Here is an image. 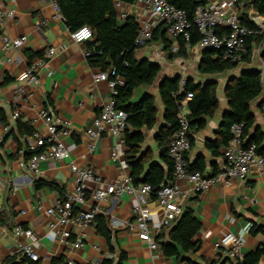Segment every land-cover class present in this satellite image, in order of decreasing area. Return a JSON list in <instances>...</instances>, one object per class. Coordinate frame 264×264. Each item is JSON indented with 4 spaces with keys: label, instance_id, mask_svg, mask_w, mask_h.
<instances>
[{
    "label": "crops",
    "instance_id": "0c3cea01",
    "mask_svg": "<svg viewBox=\"0 0 264 264\" xmlns=\"http://www.w3.org/2000/svg\"><path fill=\"white\" fill-rule=\"evenodd\" d=\"M53 1L0 0V10L12 11L14 14L12 18L0 20V264L8 258L16 257L18 261L21 257L19 243L28 239L14 233V228L18 225L32 228L37 234V264H63L68 260H74L75 264H88L94 259L108 258L117 263L122 254H125L122 264H188L186 261H178L176 257L165 255L160 248L151 250L145 241L140 240L137 234L129 229L115 230L111 242L108 243L106 238L97 232L95 224L82 226L71 222L59 225L55 230L51 228L50 224L56 221L57 217L48 215L45 210L74 192L75 181L70 168L73 160L80 167L91 166L104 179L112 180L124 174L118 161L111 156L114 137H100L96 141L94 151L88 145L85 130L93 125L111 91L106 81L94 80V75L101 69L89 64L85 54L88 42L79 43L72 38L66 21L55 16ZM254 12L253 8L247 11L246 19L250 23L248 16ZM119 22L123 21L119 19ZM2 35L11 38L27 36V41L22 48L4 50ZM51 46L56 47L57 53L49 60L47 68L42 70L40 83L37 86L28 84L26 70L30 60L41 57L37 53L43 55ZM251 46V62L248 65L242 62L238 70L246 66L261 70L264 84V47L254 41ZM202 51L203 49L196 45L186 46V54H180V45L174 52L171 47L166 49L160 41H153L139 48L137 57L158 62L162 71L157 86H141L135 91L132 101L138 102L146 93L154 96L157 125L144 131L145 142L142 149L151 153L152 163H159L167 169L168 165L162 158L157 143L158 132L165 123V106L159 93L158 82L162 78L177 75L192 77L197 83L216 79L219 82V107L214 115L207 119L206 126L193 134L192 149L188 153V165L203 164L204 171L200 172L212 175L223 169L226 164L224 147L220 149L222 154L215 156L208 149L206 142L216 138L224 113L229 109V102L224 94L226 81L239 71L226 72L228 74L225 80L214 78L216 75L201 74L198 65ZM258 52L259 58L255 59ZM194 62L197 63V68L195 72H191L190 68ZM220 75L222 74H218L219 77ZM6 78L11 80L4 83ZM20 85L26 86V94L17 104L20 116L14 118L16 107L13 95ZM263 98L264 90L260 97L251 102V109L256 127L264 133V112L260 108ZM40 106L66 119L70 123L71 133L63 138L69 155L63 160L42 161L39 164L40 174L36 175L20 166L23 158L21 143L25 137L19 135L17 123L21 119L29 122L34 129L45 132L44 123L38 116ZM36 179H42L46 183L36 189ZM174 181L173 176L170 183ZM180 183L184 188L188 187L185 182ZM38 204L43 205L42 210L37 208ZM135 204V198L124 193L118 198L104 202L101 214L108 217V220L111 215L133 219ZM148 206L152 212L151 231L157 238L163 229L159 227V206L152 195L148 197ZM182 206L192 208L202 225L197 234L201 247L187 257L198 264H218L220 250L216 244L225 234H239L248 223L264 225V175L253 173L246 179H234L229 185L220 183L184 200ZM62 229L69 230L73 240L83 237L85 245L79 249L66 245L59 236ZM244 237L245 255L256 250L264 241L261 234L254 236L247 233ZM259 264H264V256Z\"/></svg>",
    "mask_w": 264,
    "mask_h": 264
},
{
    "label": "built area",
    "instance_id": "2783aa9c",
    "mask_svg": "<svg viewBox=\"0 0 264 264\" xmlns=\"http://www.w3.org/2000/svg\"><path fill=\"white\" fill-rule=\"evenodd\" d=\"M246 0H208L207 4L198 7L193 21L189 20L186 10L176 7L167 0H136L134 3L126 4L119 0L115 1L118 18L125 21L132 16L139 24V31L135 44L146 46L154 37L155 30L160 24H164L167 35L172 39V51L179 48L178 38L190 39V28L195 25L201 36L196 47L200 49L209 48L215 51V56L242 63L247 54V40L249 37L264 36V15L255 11L249 14L251 26L245 25L240 19V13L245 7ZM56 17L64 19L58 0L53 1ZM12 11L0 10V20L12 18ZM40 23V25H42ZM40 27V26H38ZM72 38L79 43H89L94 34L88 25H82L71 31ZM27 41V36L11 38L2 35L1 42L4 50L22 48ZM57 53L54 46L48 47L41 57L30 60L26 70L27 83L37 86L40 83L42 70L47 68L49 60ZM86 56L90 51H85ZM9 61L11 59L9 58ZM50 74V73H49ZM96 82L106 81L110 87V97L103 104L99 115L92 126L85 130L88 145L92 151L96 141L103 135L115 138L111 156L118 161L124 174L112 180L104 179L91 167H80L74 160L70 168L75 181V189L72 194L60 200L55 206L47 208L48 215L57 217L50 226L57 229L59 225L68 223H79L82 226L94 224V218L102 213V204L110 199L118 198L126 193L135 198L133 219L119 218L111 215L109 227L114 232L117 229H129L137 234L140 240L145 241L151 250H158L159 244L153 236L150 226L152 212L148 206L150 195L156 198L159 206V227L170 226L183 212L182 202L193 195L209 190L220 183L231 184L234 179H246L250 174L264 175V155L257 152L254 142L248 143L244 135L245 124L236 122L231 125L232 138L224 146L223 154L226 164L223 169L212 175H205L200 171L188 170V153L192 149L191 126L187 117L189 112L188 102L193 93L188 92L183 100L179 102L178 128L172 134L168 142V157L173 165V183L162 185L153 191L151 184L144 183L134 185L130 176V166L126 159L127 145L125 131L128 127V113L116 107L117 87L123 84V75L113 67L109 71L100 70L94 75ZM186 85V77L180 80V89ZM26 94V86H18L13 95L16 107L13 117L18 118L20 112L17 108L18 102ZM188 109V110H187ZM186 110V111H185ZM264 112V102L261 106ZM38 116L43 121L45 132L34 129L30 136L25 137L21 148L23 158L20 166L30 172L40 174L39 164L42 161L63 160L69 155V150L63 142L71 130L70 123L60 114L52 112L46 107L38 108ZM42 147V150H39ZM34 152L25 158V150ZM180 182H185L184 188ZM39 210L43 209L38 204ZM252 223H248L241 233H227L216 244L220 250L218 264H240L244 262L245 234L249 233ZM14 233L28 241H21L19 248L21 254L30 261L37 262L39 255L36 250L38 243L37 234L32 228L18 225ZM61 240L75 249L82 248L84 238L72 239V234L67 229L59 231ZM85 237V236H84ZM62 264V263H55ZM63 264H75L74 260H68ZM88 264H103V260H91Z\"/></svg>",
    "mask_w": 264,
    "mask_h": 264
},
{
    "label": "trees",
    "instance_id": "16d2710c",
    "mask_svg": "<svg viewBox=\"0 0 264 264\" xmlns=\"http://www.w3.org/2000/svg\"><path fill=\"white\" fill-rule=\"evenodd\" d=\"M115 1L58 0V3L70 31L82 25H88L92 29L94 38L87 47L90 51V55H88L89 64L103 71H109L115 67L123 75L124 82L117 87L116 107L129 115L125 137L126 159L130 166V176L134 185L149 183L155 192L162 185L169 184L173 178V165L168 157V142L178 128L179 102L185 98L188 92L193 93L192 99L187 104L189 109L187 117L190 121L193 144V134L206 126L207 119L212 117L219 107L217 95L219 82L211 78L204 83H197L192 77H187L183 90L180 89L182 77L178 75L162 78L158 82L159 93L165 106V123L158 132L157 143L161 149L162 158L168 167L165 169L159 163H152L153 156L150 152L143 151L142 145L145 142L144 131L153 129L157 125V108L154 96L146 93L138 102H133L132 99L138 88L151 86L157 82L162 66L148 58L139 59L137 57V50L142 47L135 44L139 24L132 16L120 23ZM119 1L131 4L136 0ZM167 1L186 10L191 21L195 17L197 8L205 6L208 2V0ZM245 3V7L240 13V19L243 24L251 26L252 24L246 19L247 11L249 8H253L259 14L264 15V0H246ZM200 38L197 27L192 25L189 40H185L183 37L178 38L180 54H186V46H195ZM153 41H160L166 49H170L172 39L167 35L163 23L155 30L154 37L150 42ZM252 41L264 47V36L249 37L247 54L243 59L246 65L251 62ZM37 55L42 56L41 53H37ZM262 59L264 61V51ZM240 64L216 57L215 51L209 48L203 49L201 53V60L198 65V71L201 74L218 75L232 70L239 71L238 74L231 75L226 81L224 94L229 102V109L224 113L222 125L217 130L216 138L206 142L208 149L215 156L222 154L221 147L229 143L232 138L231 125L236 122L245 124L246 141L256 143L257 152L264 155V133L256 127L255 116L251 109V102L260 97L264 90L262 72L247 66L238 70ZM10 80V78H6L4 83H8ZM263 102L264 98L260 103V108ZM17 128L19 135L23 137L30 136L34 131L29 122H24L21 119L18 120ZM23 145L24 143H21V148ZM39 150H42V147ZM33 153L26 149L24 157L28 158ZM188 170L192 172L204 171V165L199 163L188 165ZM34 183L35 188L40 189L46 182L42 179H36ZM0 219H2L1 216ZM94 224L97 232L110 243L113 231L109 227L108 217L101 213L97 214L94 218ZM252 224L249 233L254 236L258 234L264 236V225L256 222ZM201 226V222L193 209L185 207L181 215L170 226L162 228L163 231L157 235L156 241L165 255L176 257L180 262L198 264L190 260L187 255L197 252L201 247V240L197 238ZM124 255H121L117 263L108 258L103 260V264H122ZM263 256L264 241L256 250L246 254L244 262L240 264H259ZM22 262L37 264L23 254L18 261H16V257H12L4 260L2 264H20Z\"/></svg>",
    "mask_w": 264,
    "mask_h": 264
},
{
    "label": "rangeland",
    "instance_id": "374dc122",
    "mask_svg": "<svg viewBox=\"0 0 264 264\" xmlns=\"http://www.w3.org/2000/svg\"><path fill=\"white\" fill-rule=\"evenodd\" d=\"M259 52L258 53H256V56H255V59H258L259 58ZM196 68H197V63L196 62H194L193 64H192V66H191V72L192 71H194L195 72V70H196ZM227 74L228 73H225V74H222V75H220V77L218 76V75H216V76H213L214 78H223V80H225V79H227ZM155 86H157V82L155 83ZM188 110V109H187ZM186 111V110H185Z\"/></svg>",
    "mask_w": 264,
    "mask_h": 264
}]
</instances>
